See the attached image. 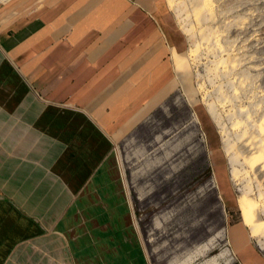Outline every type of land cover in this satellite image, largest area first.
<instances>
[{
	"label": "crops",
	"instance_id": "obj_1",
	"mask_svg": "<svg viewBox=\"0 0 264 264\" xmlns=\"http://www.w3.org/2000/svg\"><path fill=\"white\" fill-rule=\"evenodd\" d=\"M137 1L0 0V226L55 218L48 235H64L73 264H146L109 170L136 97L165 76L164 39Z\"/></svg>",
	"mask_w": 264,
	"mask_h": 264
},
{
	"label": "rangeland",
	"instance_id": "obj_2",
	"mask_svg": "<svg viewBox=\"0 0 264 264\" xmlns=\"http://www.w3.org/2000/svg\"><path fill=\"white\" fill-rule=\"evenodd\" d=\"M148 1L166 81L162 70L158 88L136 97L126 137L107 130L130 239L146 264H264V202L251 184L250 197L243 190V177L264 163V0H208L206 25L192 0ZM0 229L3 243L23 237L13 223Z\"/></svg>",
	"mask_w": 264,
	"mask_h": 264
},
{
	"label": "trees",
	"instance_id": "obj_3",
	"mask_svg": "<svg viewBox=\"0 0 264 264\" xmlns=\"http://www.w3.org/2000/svg\"><path fill=\"white\" fill-rule=\"evenodd\" d=\"M18 217L14 213L9 214V223L15 224L23 236L35 237L39 235V232L34 227H29V222L24 219L17 221ZM51 223L47 225L49 227ZM6 226H0V228ZM17 229V230H18ZM5 233V230L0 229V236ZM21 238V237H20ZM12 239L8 243L0 244V264L3 263L10 250L14 247L17 239ZM63 238L57 234H51L49 236H42L31 241L19 244L11 254L9 260L5 264H73L71 258V251L68 249Z\"/></svg>",
	"mask_w": 264,
	"mask_h": 264
},
{
	"label": "bare ground",
	"instance_id": "obj_4",
	"mask_svg": "<svg viewBox=\"0 0 264 264\" xmlns=\"http://www.w3.org/2000/svg\"><path fill=\"white\" fill-rule=\"evenodd\" d=\"M193 5V17L195 21L198 24L206 25L211 22V12L209 13V6H208V0H192ZM177 8V7H176ZM212 8V7H211ZM179 9V8H178ZM176 9V11L178 10ZM181 9V8H180ZM175 11V12H176ZM201 31V30H200ZM203 36V35H202ZM190 39H193L192 36H190ZM215 44V43H214ZM212 45V44H211ZM216 45V44H215ZM213 46V45H212ZM218 46V45H217ZM215 63V62H214ZM211 70V69H210ZM209 70V71H210ZM221 89L217 90V96L220 99L222 97V91ZM231 95V94H230ZM232 132H234V135L237 137V141L240 145L244 144V140L241 138V136L238 134L237 130L233 129ZM231 152V151H230ZM228 153V152H227ZM258 161V160H257ZM254 163V169L250 176L243 177L245 184L243 185V190L245 192L246 198L251 196V189L247 187L249 184H251L255 188V192L257 195V199L259 202H264V163L263 161L261 163L258 162ZM231 162V161H230ZM234 163V160L232 161ZM253 165V164H252ZM253 167V166H252ZM252 171V170H251ZM251 173V172H250ZM240 177V176H239ZM238 183H240L242 180L238 178ZM243 181V182H244ZM236 183V184H238ZM242 185V183H241ZM250 185V186H251ZM250 202V201H249ZM251 203V202H250ZM260 205V203H258ZM262 204V203H261ZM258 207V206H257ZM263 208V206H262ZM260 211V210H259ZM262 211V210H261ZM263 212V211H262ZM261 212V213H262ZM258 216V215H257ZM262 219V218H261ZM260 220V219H259ZM261 222V221H260ZM255 227V226H254ZM259 228L260 226H256ZM255 227V228H256ZM212 240V239H211Z\"/></svg>",
	"mask_w": 264,
	"mask_h": 264
},
{
	"label": "built area",
	"instance_id": "obj_5",
	"mask_svg": "<svg viewBox=\"0 0 264 264\" xmlns=\"http://www.w3.org/2000/svg\"><path fill=\"white\" fill-rule=\"evenodd\" d=\"M3 3H0V5H2Z\"/></svg>",
	"mask_w": 264,
	"mask_h": 264
}]
</instances>
